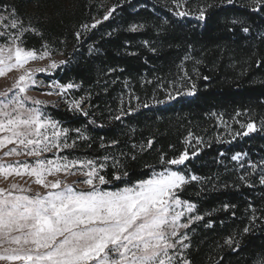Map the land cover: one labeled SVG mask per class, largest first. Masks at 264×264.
Segmentation results:
<instances>
[{"label":"trees","instance_id":"obj_1","mask_svg":"<svg viewBox=\"0 0 264 264\" xmlns=\"http://www.w3.org/2000/svg\"><path fill=\"white\" fill-rule=\"evenodd\" d=\"M173 2L0 0L23 20L34 21L36 33L27 34L28 46L48 43L67 50L71 61L55 76L79 83L78 94L89 93L90 114L104 119L92 123L90 116L74 118L66 111L55 116L85 126L93 149L103 143L118 154L122 177L108 186L148 178L162 170V156L167 161L197 152L180 167L200 180L180 192L202 215L190 227V263L258 264L264 260V183L258 176L246 183L226 165L237 154L264 162V0L259 5L253 0H186L191 11L184 16L177 15ZM113 6L109 19L77 38ZM105 80L107 89H102L98 84ZM181 83L185 93L169 95L168 89ZM122 93L131 106L135 98L142 102L117 120L107 112L121 110ZM248 115L255 117L259 131L223 136L225 127L236 129L237 117ZM189 136L201 138L198 147L188 148Z\"/></svg>","mask_w":264,"mask_h":264},{"label":"snow or ice","instance_id":"obj_2","mask_svg":"<svg viewBox=\"0 0 264 264\" xmlns=\"http://www.w3.org/2000/svg\"><path fill=\"white\" fill-rule=\"evenodd\" d=\"M227 2L231 4L233 0ZM261 2L253 0V4L259 5ZM115 10L116 6L111 7L103 15V20L109 19ZM177 15L184 16L186 13L178 12ZM198 18H204L203 10ZM11 26L16 27L15 22ZM243 31L247 33L249 28L244 27ZM76 35L79 38L80 33ZM11 43L13 47L7 48V54L5 47H0V76L22 69L30 61L51 56L47 50L38 53L35 49L18 46L16 38ZM59 64L51 59L47 68L35 71L50 74ZM36 84L35 73L28 70L19 76L13 91L0 93V133H7L0 136V148L8 144L22 146L13 147L4 155L38 157L33 163L17 161L5 165L0 162V175L5 178L28 175L34 177V183L46 189L43 194L39 191L32 193L31 187L24 188L16 183L7 189L0 188V260H19L26 264H172L169 250L175 249L187 238L180 235L179 230L188 228L189 224L181 221L185 212H191L195 205L182 200L177 194L187 178L180 171L171 170L168 165L183 164L188 153L167 161L162 156L161 171L153 170L148 178L114 191L104 189L100 186L110 181L99 174L93 159H68L55 153L54 158L39 159L42 153L51 152L52 149L74 147L76 141L68 143L69 129L60 127L58 121L46 116L40 107L44 105L43 101L25 95ZM53 86H58L62 92L75 85L52 81L48 87ZM28 101L31 102L30 106ZM74 107L81 110L80 101H76ZM82 114L88 116L87 112L82 111ZM115 119L119 120L120 117ZM246 129L243 135L255 131V123H248ZM75 131L80 134L78 138L87 139L81 129ZM103 159L107 160L108 157ZM232 159L238 160L239 154ZM104 167L103 163L99 165V169ZM250 167L255 169L256 165ZM60 173H79L85 178L71 184L60 179L47 180V177ZM123 175L126 177L127 172ZM120 179L121 175L118 174L112 177V180ZM190 179L195 181L198 177L193 175ZM260 181L264 183V175L260 176ZM76 183H83L88 189H79ZM195 219L202 217L196 216ZM244 231L247 232L248 228ZM174 238L177 239L173 242ZM232 242L230 237L227 243ZM258 264H264V260Z\"/></svg>","mask_w":264,"mask_h":264},{"label":"rangeland","instance_id":"obj_3","mask_svg":"<svg viewBox=\"0 0 264 264\" xmlns=\"http://www.w3.org/2000/svg\"><path fill=\"white\" fill-rule=\"evenodd\" d=\"M172 5L178 9V12H184L185 13L186 11H188V12L191 11V10L187 9V7H186V5H187L186 0H174ZM107 12H108V9L105 13H107ZM102 20H103V18L96 17L92 21V23L89 25V28L84 27L82 29V31H79V33H80L79 39H81V35H83V31L85 29H86V31L88 29H92L93 24H95V25L99 24V23H96V21L101 22ZM13 22H15V24H16V27H14V28L11 26ZM33 22H34L33 20H29V21L23 20L21 18V16L16 13V10H14L13 8H9L8 6H3L2 4H0V33H4L3 35H0V47H5V54H7V48L13 47V45L11 43L13 38H16V44L22 48L35 49L38 53L43 51V50H47L51 54L50 58H46L44 60L30 61L28 64L25 65L24 68L18 69V70H13V71L5 74L4 76H0V93L13 91L14 85L16 84L19 76L24 74L28 70H32L35 73V79L37 81V84L35 86L30 87L26 91L25 95L34 99V100L43 101L44 105H42L40 107H42V111L46 114V116L49 117L51 120L58 121L60 127L69 129V132L67 135L68 143L71 144L73 140L76 141V144L74 147L65 148L63 150L52 149L51 152L42 153L41 156L39 157V159L54 158V156H53L54 153L57 154L59 157H68V159H85V158L93 159L97 165L99 174L104 175L106 177V179H108L110 181L109 184L102 185L100 187L107 189V190H113L114 191V190H117L119 188H123L126 185H130L128 183H124L123 186H121L119 188H112V187L108 186V185H112L113 183L118 181V180H112V177L114 174L121 175V173L119 172V169L116 167V163L118 160V154L116 152H114V150H111L109 148V146H105V144H103L104 145L103 147H101V145H100L98 149H93V146H94L93 143L94 142L91 141L90 134H89L88 130L85 128V126L78 125V124L76 125V124H73V122L71 123V122L62 121V120L58 119L57 116H55V111L56 112L57 111L58 112L59 111H66L67 113H70L71 115H73L74 118H79V117L87 118L90 116L89 121L92 123L99 122L101 119H104L103 116H100L99 113H97V112L95 114H90L91 105L89 104V101H90L89 96H88L89 93L84 92V94H82V95L78 94V90L80 88L79 83H75L73 81L68 82V83H72L75 86L73 88H70V89H65L62 92L60 91L58 86L48 87V85L52 81H58L59 84H68V83H64L61 79L57 78L55 76V73L59 69L66 67L71 60H69V57H68L69 54H67V50L64 47H58V46H55L53 44L51 45L48 43H44L40 47L28 46L27 45V37H26L27 34L36 33L35 27L33 26V24H34ZM132 28L137 30V29H140L141 27L135 26V28H134V26H133ZM51 59H54L55 61H57L58 64L60 61H65V63L59 64V66L56 69L51 70L50 74L35 71L36 69L47 68ZM107 82L108 81L105 80V81H103V83L101 82L98 85L102 89H107V88H104V86ZM184 85H186V84L181 83L177 87L172 85L168 89L169 95H173L174 97L182 96L185 93L184 90H182V87ZM49 92H51L52 94L48 95L47 93H49ZM57 93H59V94H57ZM119 96L121 98V108H120L121 110H114V111L108 110L107 115L112 116L115 113L116 117L117 116L122 117L126 113L127 109L130 113H132L135 111V109H137L138 106L141 105L142 101L139 98H135L134 106H131L132 104L129 103V97H128V99H127V97L125 98L126 95L124 96V93L119 94ZM76 101H80V109L83 112H87L88 116H84L82 114L81 110H77L74 107V104ZM27 103L29 104V106L31 105L30 101H28ZM254 120H255V117L252 115L243 116V117H239V118L237 117V128L235 129L233 127V125L225 127L228 131L227 130L224 131L223 136L224 137H226V136L227 137L228 136L229 137L230 136H233V137L239 136V135H236V133H240V131L243 129L245 131H247L246 125L248 123H253V122L255 123L256 130L252 131V132H248V134L259 131L261 129V126H259V124H257ZM216 122H218L220 125H224V126H226V124H227V122H224L221 117H216ZM242 125H244L245 127H242ZM75 129H81V132L83 133L84 136L87 137V139L78 138V136L80 134H78L75 131ZM218 129H221V128L219 127ZM3 135H7V133H0V136H3ZM223 136H221V134H220V137H223ZM189 138L190 139L188 142V148L194 149L195 147H198V145L200 143L199 141H201L200 140L201 138H194L192 136H189ZM61 139L63 140L64 138L62 137ZM227 140H228V138H227ZM13 147L19 148L22 146H18L15 144H8L6 147L0 148V157H2V161H0V162L4 163L5 165H12V164H15V162H17V161H21V162L27 161L29 163H33L36 159H38V157L27 156V155L5 156L4 153L8 152ZM185 152L188 153V158L197 153L196 152V153L190 154L188 151H185ZM105 156L108 157L107 160L103 159ZM177 158H179V157H177ZM185 161H184V163H185ZM101 163H103L105 165V167L103 169H99V165ZM183 164H181V165H168V167L171 170H178L181 172L182 175H184L187 178V182L177 192V194L179 196H180V192L186 187L187 184H189L190 182L200 181L199 178L195 181H192L190 178L194 174H190V175L185 174L180 169V167ZM253 164L256 165L255 169L250 167ZM226 167H228V169H230V170L235 169L240 178L244 177L243 180L246 183L252 181L251 179H254L255 176H258V178H259L261 175H264V162L261 159H259L257 161H253L252 159L247 157L245 154H239V159L238 160L232 159L231 164L226 165ZM110 169H113L112 175H111V173L109 175ZM159 171H161V170H159ZM84 178L85 177L79 173H77V175H65L64 173H60V174L56 175L55 177H53V176L47 177V180L51 181L52 179H60V180H65V181H67V183L71 184V183H74L76 181L83 180ZM13 183H16V184H18L24 188L31 187L32 193L39 191V192H41V194H43L46 191V189H44L40 185L34 183V177H31L28 175H24V176L12 175L10 177L5 178V177H3V175H0V188H6L7 189ZM96 183L98 184V181H96ZM75 186L79 189H84V190L88 189V186L83 184V183H76ZM26 194H28V193H26ZM180 198L182 200H185L181 196H180ZM186 201H188V200H186ZM188 202H191V201H188ZM191 203H193L195 205V208L191 212H185V216L182 217V221H181L184 223H188L189 226L186 229H180L179 230L180 235H182V236L186 235L187 238L184 239L182 241V243L177 244L175 249L169 250V254H170V256H172V264H191L189 259H188L187 254H186V251L190 247V238H191L190 227L193 224H195V222L199 221V220L195 219L196 216L202 217V215L197 213L196 204L194 202H191ZM189 217H191L192 219L189 220ZM175 239H177V238H174L173 242L175 241ZM183 245H187V247H184ZM5 247H9V246L5 245ZM11 247H17V246L11 245ZM0 264H26V262L19 261V260H17V261L0 260Z\"/></svg>","mask_w":264,"mask_h":264}]
</instances>
